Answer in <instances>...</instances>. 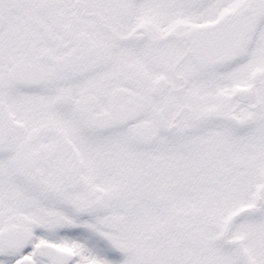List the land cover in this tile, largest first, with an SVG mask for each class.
Segmentation results:
<instances>
[{
    "label": "snow or ice",
    "instance_id": "snow-or-ice-1",
    "mask_svg": "<svg viewBox=\"0 0 264 264\" xmlns=\"http://www.w3.org/2000/svg\"><path fill=\"white\" fill-rule=\"evenodd\" d=\"M0 264H264V0H0Z\"/></svg>",
    "mask_w": 264,
    "mask_h": 264
}]
</instances>
